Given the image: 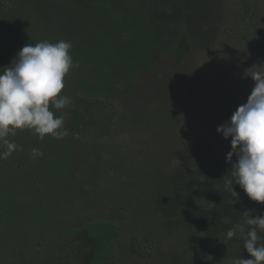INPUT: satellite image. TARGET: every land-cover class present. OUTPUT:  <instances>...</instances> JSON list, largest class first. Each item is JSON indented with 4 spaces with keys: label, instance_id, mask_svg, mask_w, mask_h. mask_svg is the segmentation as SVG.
I'll list each match as a JSON object with an SVG mask.
<instances>
[{
    "label": "rangeland",
    "instance_id": "374dc122",
    "mask_svg": "<svg viewBox=\"0 0 264 264\" xmlns=\"http://www.w3.org/2000/svg\"><path fill=\"white\" fill-rule=\"evenodd\" d=\"M60 40L78 67L58 95L101 118L75 137H7L17 149L0 159V264H55L80 229L99 243L93 264L250 258L226 232L264 204L225 190L230 138L216 128L264 71V0H1L0 71L26 44Z\"/></svg>",
    "mask_w": 264,
    "mask_h": 264
},
{
    "label": "clouds",
    "instance_id": "9594fccd",
    "mask_svg": "<svg viewBox=\"0 0 264 264\" xmlns=\"http://www.w3.org/2000/svg\"><path fill=\"white\" fill-rule=\"evenodd\" d=\"M71 48L72 44L65 40L26 44L11 65L0 71V143L6 149L0 152V159L9 158L17 149L7 139L17 130H31L40 140L46 135L56 139L68 135L63 116H56L52 109L61 110L71 103L67 95H58L70 69L78 67L73 64ZM250 77L254 86L246 103L238 106L216 132L224 140L230 138L226 155V162L231 164L230 178H222L225 190L238 200L233 187L238 185L250 201L264 204V71H255ZM31 155L39 157L43 153L33 148ZM242 215L244 224L230 228L226 239H233L239 232L250 258L238 257L233 264H264V243H260L258 234L264 230V214L252 216L245 211Z\"/></svg>",
    "mask_w": 264,
    "mask_h": 264
},
{
    "label": "trees",
    "instance_id": "16d2710c",
    "mask_svg": "<svg viewBox=\"0 0 264 264\" xmlns=\"http://www.w3.org/2000/svg\"><path fill=\"white\" fill-rule=\"evenodd\" d=\"M189 50L190 45L187 37L183 34L180 35L176 47V62L181 63L189 53ZM90 111L91 106L84 99L75 97L71 100V103L64 110L63 126L68 131L70 137H75L77 134L94 127L97 121L100 120L101 117L97 115L96 118L91 120ZM132 242L135 243V239ZM72 245L70 249L71 259L69 257L70 251L66 254V250H62L55 264H65V261L68 259L71 260L70 264H93L99 243L87 229H80L73 234ZM131 250L137 256H142L141 252H138L134 245L131 246Z\"/></svg>",
    "mask_w": 264,
    "mask_h": 264
}]
</instances>
